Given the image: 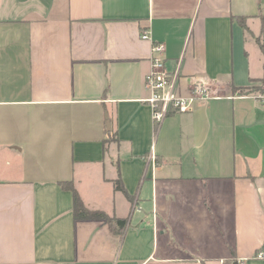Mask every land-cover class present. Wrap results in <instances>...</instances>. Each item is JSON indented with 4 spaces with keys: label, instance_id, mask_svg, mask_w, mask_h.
Instances as JSON below:
<instances>
[{
    "label": "crops",
    "instance_id": "1",
    "mask_svg": "<svg viewBox=\"0 0 264 264\" xmlns=\"http://www.w3.org/2000/svg\"><path fill=\"white\" fill-rule=\"evenodd\" d=\"M153 40L213 97L153 121ZM263 77L264 0H0V264H264Z\"/></svg>",
    "mask_w": 264,
    "mask_h": 264
},
{
    "label": "built area",
    "instance_id": "2",
    "mask_svg": "<svg viewBox=\"0 0 264 264\" xmlns=\"http://www.w3.org/2000/svg\"><path fill=\"white\" fill-rule=\"evenodd\" d=\"M141 39H150L147 29L141 30ZM165 45L161 41H151L150 70L144 78V87L148 92V97L144 100L151 109L152 119L155 122L162 121L172 109L175 112H188L195 104L202 103L212 98L213 95L204 81L199 79L191 80L186 91L181 89L179 83L178 69L170 71L166 68ZM264 107V94L256 96ZM263 257V253L256 255ZM236 264H244L238 261Z\"/></svg>",
    "mask_w": 264,
    "mask_h": 264
},
{
    "label": "trees",
    "instance_id": "3",
    "mask_svg": "<svg viewBox=\"0 0 264 264\" xmlns=\"http://www.w3.org/2000/svg\"><path fill=\"white\" fill-rule=\"evenodd\" d=\"M261 86L260 87H239L235 88L238 92L247 93L254 91H260L264 93V77L260 79ZM61 187L66 190H70L72 193V213L74 220H97L105 222L109 225V228L116 233L123 234L126 228L127 219H120L114 216H109L104 211L101 210H92L87 208L81 197L79 196L77 190L75 189L73 182H61ZM114 186L117 190L122 191L123 193L127 194L123 184L119 178L114 180Z\"/></svg>",
    "mask_w": 264,
    "mask_h": 264
},
{
    "label": "rangeland",
    "instance_id": "4",
    "mask_svg": "<svg viewBox=\"0 0 264 264\" xmlns=\"http://www.w3.org/2000/svg\"><path fill=\"white\" fill-rule=\"evenodd\" d=\"M260 86H261V82L257 81V82H254L251 87H260Z\"/></svg>",
    "mask_w": 264,
    "mask_h": 264
}]
</instances>
